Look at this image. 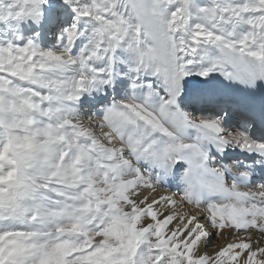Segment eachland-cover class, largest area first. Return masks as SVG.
<instances>
[{
  "label": "snow or ice",
  "instance_id": "obj_1",
  "mask_svg": "<svg viewBox=\"0 0 264 264\" xmlns=\"http://www.w3.org/2000/svg\"><path fill=\"white\" fill-rule=\"evenodd\" d=\"M0 264H264V0H0Z\"/></svg>",
  "mask_w": 264,
  "mask_h": 264
}]
</instances>
